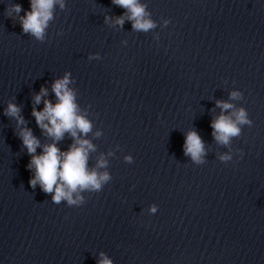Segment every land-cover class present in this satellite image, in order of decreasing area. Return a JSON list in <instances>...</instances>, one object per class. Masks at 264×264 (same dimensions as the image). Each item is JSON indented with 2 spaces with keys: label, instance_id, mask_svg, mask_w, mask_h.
<instances>
[{
  "label": "water",
  "instance_id": "1",
  "mask_svg": "<svg viewBox=\"0 0 264 264\" xmlns=\"http://www.w3.org/2000/svg\"><path fill=\"white\" fill-rule=\"evenodd\" d=\"M139 3L147 31L112 0H62L37 40L20 28L29 0H0V264H97L101 253L110 264H264V0ZM65 74L91 125L77 132L93 145L87 167L109 177L71 193L74 204L29 186L17 135L52 142L31 111L55 101ZM9 103L24 124L4 114ZM239 109L251 123L215 140L210 121ZM189 131L200 162L184 153ZM73 143L65 132L56 147Z\"/></svg>",
  "mask_w": 264,
  "mask_h": 264
},
{
  "label": "clouds",
  "instance_id": "2",
  "mask_svg": "<svg viewBox=\"0 0 264 264\" xmlns=\"http://www.w3.org/2000/svg\"><path fill=\"white\" fill-rule=\"evenodd\" d=\"M112 3L125 9L128 13L127 19L132 22L133 30L147 31L154 27L153 22L146 17L145 8L139 3V0H112ZM54 5H62V0H29V8L25 10L24 16L20 17V28L24 33L32 35L35 39H43L44 30L48 21L52 18V9ZM264 8V5L261 6ZM21 7L19 4L11 6V12L19 13ZM115 22L119 25L123 23L122 17H117ZM70 83L68 74L53 81L51 91L55 96V101L50 102L45 99L43 108L37 111L32 109L31 115L34 117L36 125L42 133L51 138V143L41 144L40 141L32 135L31 129L21 128L17 133L22 145L29 154L27 168L32 170L33 175L29 179V186L34 187L39 184L45 193H53L51 200L53 203H59L63 198L68 204H74L81 200L79 195L73 200L71 193L77 190H99L102 183L109 179L107 173H100L89 170L87 167L88 153L93 145L87 139L77 137V132L81 136L90 130V122L79 113L78 106L75 103L73 91L67 87ZM46 95V89L41 87L39 93L32 98L33 104L41 102V96ZM238 92H231L230 96L236 98ZM217 106L223 109H230L231 104L217 101ZM19 107L9 103L4 109V114L16 119L18 125L24 124V120L18 115ZM251 123L246 119V112L239 109L231 114L217 116L210 121V128L215 140L227 144L230 137L239 134L238 125ZM67 132L73 139L67 150L61 151L56 147V141L63 138ZM40 147V154H36V148ZM183 150L185 155L190 156L194 162H200L203 155V144L195 131H189L185 134ZM229 157L221 156V160H227ZM128 159V158H126ZM104 161H98V166H103ZM150 212H155L156 207L152 206ZM97 264H110L108 258L102 253Z\"/></svg>",
  "mask_w": 264,
  "mask_h": 264
}]
</instances>
